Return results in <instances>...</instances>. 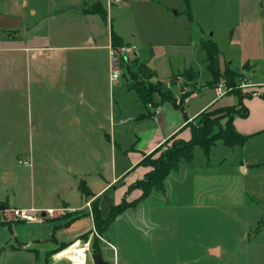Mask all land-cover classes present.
Wrapping results in <instances>:
<instances>
[{"label":"rangeland","instance_id":"rangeland-1","mask_svg":"<svg viewBox=\"0 0 264 264\" xmlns=\"http://www.w3.org/2000/svg\"><path fill=\"white\" fill-rule=\"evenodd\" d=\"M20 1L0 0V5L11 6ZM25 1L24 7L34 6L40 13L62 14L55 17L54 22L45 21L39 26L37 42L27 41L20 30V20L0 17V45H38L41 51L68 54L69 60H60L59 68L68 66L83 72L79 83L85 86L87 99L92 94V107L87 104L82 111L80 109L78 124H68V117L60 121L43 117L41 122H36L27 108L23 110L18 106L17 92L0 90V201L8 204L0 210V264H94L92 256L97 253L102 255L105 264H264V134L251 139L244 149L227 147L222 140H217L208 158L195 145L191 162L178 164L180 170L192 171L170 172L164 179V193L152 190L108 226L101 221V229L92 228L89 215L73 220L75 213L46 210L60 207L61 200L82 205L84 195L73 185L79 178L85 179L91 194L100 191L96 198L103 219L111 205L121 203L123 197L125 202L136 198L138 189L126 191L129 183L142 176L141 164L132 165L135 155L142 154L133 144L137 139L136 126L128 120L120 127L111 125V115L120 110V114L128 118L135 107L131 93L125 94L118 88L123 85L137 91L149 114L157 102L173 97L158 81L149 84L138 76L135 71L137 62L141 61L138 57L127 64L112 87L106 51L98 39L94 44L84 45L88 40H84L85 35L91 33L97 38L103 31L106 36L111 25L127 39L135 32L133 44L139 45L141 55L146 54L147 41L152 39L162 74L166 72L167 63L175 72L182 71L188 62L197 70L201 54L192 48H173L166 52L159 30L154 28L153 22L162 19L158 11L165 7L161 6H173L180 13L177 24L183 21L187 24V7L183 0H155L154 3L82 0L80 6L87 11L101 9L103 5L107 8L104 17L85 19L75 9L61 11L63 7L79 6L80 0ZM149 6L159 7L150 13ZM189 8L194 27H201L204 38L214 41L221 51L218 79L213 84L207 83L210 71L198 66V83L205 86L192 88L197 97L189 103L191 107H198L210 96L215 98L214 91L219 85L227 92L224 97L236 99L232 107L238 106V98L249 99L259 87L264 92V0H190ZM192 24L190 30L184 32L187 40L194 38ZM12 62L8 60L0 68V77L8 76L6 72L10 73ZM226 63L235 74L232 82V76L228 77L225 72ZM47 65L45 59L38 64L39 67ZM180 86L184 93V88L191 84ZM179 90L177 87L178 93ZM53 94L57 100L64 99L61 90ZM51 95L46 87H40L36 96L31 97L45 99ZM173 98L177 103L179 99ZM8 101L10 103H4ZM112 101L117 107H111ZM231 106L202 111L189 124L210 126L211 120L215 123L210 127L212 131L231 132L227 126ZM36 124L37 131L52 132L54 137L35 134ZM100 127L111 135L110 142L103 137ZM178 140L187 141L170 137L162 150L179 144ZM42 149H48L51 154L44 155ZM77 153L82 155L83 162L74 168L75 172H69L65 167L76 163L73 158ZM159 153L152 158H157ZM243 155L245 163L252 161L260 165L256 168L241 166L239 160ZM204 181L208 185L202 184ZM220 183L228 185L229 194L220 193ZM15 207L33 208L31 213L41 219L19 221L13 215ZM83 210L89 209L84 205L78 212ZM82 233L84 235L80 236Z\"/></svg>","mask_w":264,"mask_h":264},{"label":"crops","instance_id":"crops-1","mask_svg":"<svg viewBox=\"0 0 264 264\" xmlns=\"http://www.w3.org/2000/svg\"><path fill=\"white\" fill-rule=\"evenodd\" d=\"M127 1H130V0H127ZM134 1L154 3L155 0H134ZM81 4H82V0L79 1V4H78L79 6L63 7L61 11L69 12V10L75 9L79 12L80 15H82L84 19L87 17H91V16L104 17L107 14V8L104 5H103V8L101 9L104 10L105 15L102 16L99 13L95 12L94 10L87 11L86 8L84 7L81 8L80 6ZM25 5H26L25 0H21L20 4L15 3V5H11V6H1L0 5V17L8 16V17H12V18L20 20V23H19L21 26L20 30L24 32L23 35L27 39V41L37 42L39 26L45 21H47V23L49 21L54 22L55 17L59 16V14H62V13H59V12L58 13H48V12L40 13L36 7L29 6L27 8V7H24ZM189 6H190V0H189ZM156 7H159V6H149L148 11L152 13V10L154 9L155 11ZM161 7H165V8H160L161 10L158 11L162 19L155 20L153 24H154V28L157 27L160 32V37L162 40L161 44L164 46L165 51L169 52L173 48L178 49V50H182V49L187 50L188 48H192L196 52L197 50L198 52L200 51L199 53L201 54V60L198 61V64L196 67L197 70H194L192 68V66L190 65L191 64L190 62L185 63V65H188V66H186L182 71L190 68L197 72V77L191 82H189L191 86L184 88L185 89L184 93H181L183 90V88L180 86L181 80L176 86L167 87L170 93H172V95L175 98L177 97L179 99L177 104L179 103L180 105L174 106L168 102H157L155 104L154 109H152L151 115L149 117L145 116L146 114H149L148 112L149 110L144 106L143 102L140 101L141 99L139 98V94L137 93V91H134L133 89H127L123 85L119 86L118 88L119 91H123L125 94H127L128 92L131 93L130 97L135 107V110L134 112L131 113V115L128 116V118H124L120 114V110H119V112L116 115H111V118H112L111 120H113L111 122V125L113 126V128L114 127L116 128L117 127L116 125L120 127V125L126 123L127 120L134 122L133 124L134 126H136L135 128L137 130V132L135 133L137 139L133 142V144L135 143L136 148H138L137 150L141 151L142 154L135 155V160L133 161L132 165L135 163L139 165L140 161L143 159L144 156L156 150L163 143H165V141L168 140L170 137L174 136V137H178L183 140H189L191 137V131L188 126V123L197 114L201 113L202 111H205L207 109H211L217 106L218 107L231 106V105H234L236 101V99H233L230 97H224L227 93L225 92L219 98L215 96V98L217 99L212 98L210 96L207 100L202 102L198 107H193V106L191 107L189 103L195 97H197L196 91H194V89L192 88L199 87L200 89L201 86H205V83H202L201 85L198 83V75H199L198 66L200 68H203L205 66L204 52L201 50V47H200V39L204 38L205 36L204 30L201 27L199 29L198 25H195L194 27V24H192L194 22H190V21H188L187 24H184V21L182 24H177V21L179 20L178 17L180 15L179 11H177V9H173L174 8L173 6L172 7L161 6ZM192 16H193V13H192ZM191 24L194 27L195 34H194L193 39L187 40L184 32L185 30L186 31L190 30ZM0 31L2 30L0 29ZM112 34L118 38L119 44H123V43L133 44L135 32L132 33V36L130 39H127L126 37H124V35L121 32L114 30L112 25H111L110 30L107 31L106 36L103 33V31L98 33L97 38L93 37L92 34L89 33L85 35L84 37V40L86 39L88 40H86L83 43L84 45L94 44L96 42V39H98L100 46L106 51L107 66H108V46L112 44L111 42ZM175 35L178 36V39H175ZM183 39H186V40L183 41ZM135 46L137 49V57L141 61H145L147 66L151 70L155 71L156 73V76L151 77L148 80H146L145 81L146 83H153L154 81H160L163 83H167L168 79L172 75H176L182 72V71L175 72L174 70L171 69V65L168 63H167L168 66L166 68V72L163 74L160 72V68L156 62V52H155L156 44L154 43V41H152V39H149L147 41V46L149 49L147 48V52L144 55L140 54L139 52L140 49L138 47L139 45L138 46L135 45ZM66 55L68 54H65L64 52L41 51L38 45L31 46V47L30 46L3 47V45H0V68H2V66H5V63L8 60H13V62L10 63L12 67L8 69L10 73L6 72L8 76L0 77V90L13 89L15 92H17L20 97V99L17 101L18 106L20 108H23V110L24 108H27L29 116L34 117L36 122H41L43 117H50V118L53 117L57 121L64 120L68 117L69 119L68 124H72V125L78 124L80 122V109L82 111V108L87 106V104L90 107H92L90 104L92 102L91 101L92 94H89V99H87V96L85 93L86 91L85 86L80 85L79 83L80 77L84 76L82 75L83 72H80L79 68L71 69L68 66L59 68L58 64L61 63L60 60H67V61L69 60V56H66ZM76 55H79V53H77ZM43 59L46 60L48 65L46 67H39L38 66L39 61H42ZM71 73L73 74L72 78H71ZM211 80H212V75L209 78V80H207V83L210 84ZM110 84L113 87L114 83L110 82ZM245 85L248 86V84L246 83ZM39 86L46 87L47 92L52 93L51 97H48L45 99L35 97L33 99L31 96L33 94L34 96H36V93L38 89L40 88ZM177 87H180L179 93L177 91ZM190 87H191V90H190ZM57 90H61L64 99L57 100L56 98H54L55 95L53 93L57 92ZM256 91L257 92L248 96L249 99H246V97L242 99L244 106H246L247 109H249L247 117L243 118L240 116L239 117L235 116L233 119L234 129L238 133L251 136L246 141L244 146L240 149H244L247 143L251 139L258 137L260 134H264V92H262V88L260 87L259 89H256ZM186 93L188 95L184 98L183 102H180V98L183 96L182 94H186ZM4 103H10V102L8 101ZM110 105L112 108L117 107V103L114 101L110 102ZM37 124L34 126L35 134H44L45 136H47V138L54 137V134L52 132L50 133V132L37 131L39 128ZM100 128L103 130V137L107 141L110 142L111 135L103 127H100ZM44 135H39V136H44ZM114 145L115 147L117 146L116 141H114ZM131 147L132 146L130 145V148ZM41 151L43 152L44 155H48L49 153L51 154V152L48 149H42ZM73 160L76 161L75 164L67 168L65 167V169H67V171L69 172H75L73 171L74 168L78 167L83 162L82 155L80 153L75 154ZM240 161H241L240 163L241 166L242 165L250 166V168H254V167L256 168V166L259 165V163L252 162V161H247L248 163L247 162L245 163L244 155H243V158L239 160V162ZM29 165H31V163ZM180 169H181L180 167H177V169H174L172 171H175L176 174H179L180 172H182L183 174L184 172L192 171V170H180ZM130 170L132 169H129L128 171ZM140 170L142 171V176L132 181V183L138 179H141L145 175V173L150 170V167L141 165ZM79 181H83L89 190L88 195H85L83 192L80 191L84 195V203L82 205L81 203L72 205L68 201L61 200L60 205H59L60 207H57V208L50 207V208H46V210L47 209H58L61 211H65L64 213H69L71 215L75 213V215H73L75 219L79 218L83 214H86L92 217L91 203L93 200L97 199L96 196L100 191H97V193L93 192L91 194L90 188L87 182L85 181V179L79 178L78 182ZM78 182H74L73 184L76 191H78V187H77ZM132 183H129L128 185ZM202 184L208 185L207 183H205V181ZM220 184H221L220 186L218 185L219 187H221L220 193L222 195L229 194L230 188L228 187V185L226 184L225 186L224 183H220ZM158 192L164 193V190L158 191ZM139 194H140V190H139ZM132 200H128V201H132ZM84 205L88 207L89 210H83L81 212H78L79 210H82V207ZM15 208H22V207H15ZM30 210H34V209L31 208ZM210 251L211 250H209L208 252Z\"/></svg>","mask_w":264,"mask_h":264},{"label":"trees","instance_id":"trees-1","mask_svg":"<svg viewBox=\"0 0 264 264\" xmlns=\"http://www.w3.org/2000/svg\"><path fill=\"white\" fill-rule=\"evenodd\" d=\"M183 2L187 7V10H186L187 18L189 19L190 22H193V16L189 8V0H183ZM94 11L99 13L102 16L105 15V12L103 9H97ZM111 42L114 45L119 44L118 38L113 34L111 36ZM200 47H201V50L204 52L205 67L207 70L210 71L212 75V80L210 84L211 83L213 84V82L217 81L218 79V73H219L218 72L219 70L218 61L221 55V51L218 49L217 44L208 38L200 39ZM225 66H227L225 67V72L228 75V77L232 76L231 77L232 78L231 82H232L233 78L235 77V74L234 72L229 70L227 63ZM135 71L143 81H146L149 78L156 76L155 71L151 70L147 66L145 61H138L136 64ZM196 77H197V72L189 68V69H186L180 72L179 74L172 75L168 79L167 83L158 81V84L167 88L170 86H176L181 80V84L182 86H184L187 83L194 80ZM131 86H133V84ZM182 95L183 96L181 97L180 102H182L188 94L186 93ZM173 97L171 98L166 97L165 102H168L174 106H179L180 104L179 103L177 104ZM243 98L244 96L241 98H238L237 107H232V106L228 107L227 126L229 127V129H231V132L226 133V132H220V131H212L210 127L214 126L215 123L211 120H209L210 126H207L206 124H204L203 126H194V125L191 126L188 123V126L190 127V131H191V137L189 140L187 141L178 140L177 143H179L180 145L176 144L172 147L164 148V150H162L163 147H165V143H163L156 150L144 156L143 159L140 161V164L150 167V170L146 172L145 175L141 179L136 180L135 182L128 185L127 187V192L134 188H137L140 190V194L137 198H135L134 200L130 202H125V199L123 198L121 203L116 204V205H111L108 211V215L104 219L102 218L100 214V209L98 206L97 199L93 200L91 203V215H92V220H93V228L98 227L99 229H101L100 223L103 220L105 221L104 225L108 226L118 215L123 213L127 208L136 206L139 201L146 198L152 192V190L163 191L164 190V179L166 178V176L172 170L176 169L178 167V164L181 161L191 162L193 158V148L195 145H198L201 148L206 158L209 157L212 146L215 144L216 140H219V139L222 140L223 144L227 147H236V146L240 148L243 147L246 141L251 136L238 133L234 129V126H233V119L235 116H240L244 118V117H247L248 115V109L246 106H244L242 102ZM150 115L151 114H146L145 116L149 117ZM202 132L203 134H201ZM159 151H160L159 156L155 159L152 158V156ZM77 187L79 191L83 192L85 195H88L89 190L83 181H79ZM6 207H7L6 202L0 201V210ZM74 219L75 218H73V220ZM54 228H56V226ZM83 235L84 233L81 234L80 236H83ZM62 243L66 244V242H62Z\"/></svg>","mask_w":264,"mask_h":264},{"label":"built area","instance_id":"built-area-1","mask_svg":"<svg viewBox=\"0 0 264 264\" xmlns=\"http://www.w3.org/2000/svg\"><path fill=\"white\" fill-rule=\"evenodd\" d=\"M137 57L136 46L132 43H123V44H110L108 46V68H109V80L111 83L117 82L124 70L127 68L133 59ZM223 85H219L215 88V94L217 97H221L225 93ZM19 162H22L19 160ZM23 163H27L23 161ZM34 210L23 209V208H14L13 215L19 221L32 222L41 219V216L38 218L34 216L31 212ZM78 243L75 241L73 244L76 246Z\"/></svg>","mask_w":264,"mask_h":264},{"label":"water","instance_id":"water-1","mask_svg":"<svg viewBox=\"0 0 264 264\" xmlns=\"http://www.w3.org/2000/svg\"><path fill=\"white\" fill-rule=\"evenodd\" d=\"M210 252H215V250H212ZM92 260H93L94 264H105V262H104V260L102 258V255L100 253L94 254L92 256Z\"/></svg>","mask_w":264,"mask_h":264}]
</instances>
